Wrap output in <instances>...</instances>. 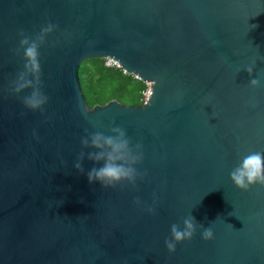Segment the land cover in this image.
I'll return each mask as SVG.
<instances>
[{"label":"water","instance_id":"water-1","mask_svg":"<svg viewBox=\"0 0 264 264\" xmlns=\"http://www.w3.org/2000/svg\"><path fill=\"white\" fill-rule=\"evenodd\" d=\"M50 24L39 48L48 99L32 112L31 89L12 91L21 33ZM89 59L149 84L146 102L88 108L77 68ZM253 60L257 78L264 0H0V264H264V187L242 192L229 178L264 153V78L250 88L244 71ZM110 126L141 145L134 188L88 182L99 165L81 140ZM189 215L203 228L169 253L171 226Z\"/></svg>","mask_w":264,"mask_h":264},{"label":"clouds","instance_id":"clouds-1","mask_svg":"<svg viewBox=\"0 0 264 264\" xmlns=\"http://www.w3.org/2000/svg\"><path fill=\"white\" fill-rule=\"evenodd\" d=\"M54 25H48L40 31L39 35L30 39L21 33L19 49L23 50V71L17 76L13 83L12 91L14 95H19L27 89H31L29 95L22 100L23 106L32 112L42 110L47 103V97L43 95L40 84V65H39V48L44 44L45 37L54 31ZM19 51V50H18ZM255 60L247 66L244 71L250 77L249 87L257 88L264 74H258L257 78H251ZM237 73L240 71L237 68ZM99 126V125H97ZM110 135L105 136L101 132L86 135L81 140L82 149H90L87 159L94 165L87 173L89 184L99 183L102 189H112L117 186L135 187L137 179H142L144 174L136 170L142 159L143 154L141 145L130 146V140L126 136L124 129L120 127L109 128ZM85 158L84 151H81L76 158L74 169L78 173H83L82 161ZM230 181L234 187L242 192H247L253 185L264 187V153L250 152L244 155L240 163L230 172ZM140 200L134 201L136 206H140ZM149 214H152L153 208H146ZM198 228L203 225L197 224L194 218L189 215L182 220L180 224H173L170 228V239L165 240V247L169 253L175 251L178 244L190 241ZM213 232L211 228H204L202 239L211 240Z\"/></svg>","mask_w":264,"mask_h":264},{"label":"trees","instance_id":"trees-1","mask_svg":"<svg viewBox=\"0 0 264 264\" xmlns=\"http://www.w3.org/2000/svg\"><path fill=\"white\" fill-rule=\"evenodd\" d=\"M105 59H89L79 64L77 79L88 108L115 101L126 107L142 104L145 83L124 73L120 68L105 65Z\"/></svg>","mask_w":264,"mask_h":264},{"label":"built area","instance_id":"built-area-1","mask_svg":"<svg viewBox=\"0 0 264 264\" xmlns=\"http://www.w3.org/2000/svg\"><path fill=\"white\" fill-rule=\"evenodd\" d=\"M105 65L106 66H109V67H117L118 68V66L113 61H111V60H106ZM146 86L148 88L142 93V104H144L146 102V99H147V97L149 95V87H150V85L149 84H146Z\"/></svg>","mask_w":264,"mask_h":264}]
</instances>
